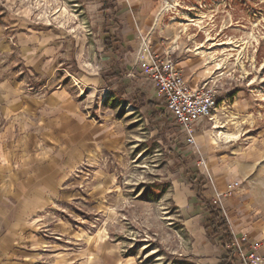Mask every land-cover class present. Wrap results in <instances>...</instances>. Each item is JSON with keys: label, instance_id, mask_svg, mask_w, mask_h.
<instances>
[{"label": "rangeland", "instance_id": "374dc122", "mask_svg": "<svg viewBox=\"0 0 264 264\" xmlns=\"http://www.w3.org/2000/svg\"><path fill=\"white\" fill-rule=\"evenodd\" d=\"M48 1L0 0V264H218L198 192L264 246V0H178L213 43L248 42L243 70L223 57L209 73L194 55L205 32L181 36L172 0ZM159 33L187 75L219 80L221 111L192 146L136 73Z\"/></svg>", "mask_w": 264, "mask_h": 264}, {"label": "built area", "instance_id": "2783aa9c", "mask_svg": "<svg viewBox=\"0 0 264 264\" xmlns=\"http://www.w3.org/2000/svg\"><path fill=\"white\" fill-rule=\"evenodd\" d=\"M160 34L156 40L142 37L136 73L142 81L150 83L164 113L171 119L172 126L178 127L187 143L192 146L196 124L214 123L221 111L224 98L220 92L219 80L214 81L208 75L188 77L179 63L172 59L175 51L164 46ZM154 44L163 45L161 53L152 49ZM144 51L146 59L142 56ZM105 61L108 62L107 57ZM237 188L238 183L229 184L228 193H233ZM226 249L228 251H225L223 257H226L227 264H264V246L253 243L244 236L234 237Z\"/></svg>", "mask_w": 264, "mask_h": 264}, {"label": "bare ground", "instance_id": "6f19581e", "mask_svg": "<svg viewBox=\"0 0 264 264\" xmlns=\"http://www.w3.org/2000/svg\"><path fill=\"white\" fill-rule=\"evenodd\" d=\"M172 1L175 3L166 6V8H169V7H172V9L175 8L174 10L175 13L172 15L173 17H171L170 19V25L176 24L177 28L180 29L179 33L181 34V36H189L190 26H195L200 31L205 32L206 39L204 40V42L197 44V48L195 49V53H194V55L198 57L200 64L203 66L204 68L203 71L205 70L207 73L211 72L213 69L221 71L222 60L224 61L225 58L230 59L234 57H235V62L237 63V65H239L240 68L243 70L241 59L247 49V45H248L247 41L242 40L240 42L239 41L232 42V41L227 40L226 42H223L221 44L213 43L215 39L212 38V36L210 35V32L207 29L208 25H206L205 23L206 21L205 22L201 21V19L203 18L199 17L195 20L186 19V16L188 14L186 15L185 12L194 11L195 9L194 8L183 9V7H181L182 5L178 2V0H172ZM35 2L37 3L38 8L40 9V7H43L46 4H48L49 1L48 0H35ZM25 11L26 10H24V12ZM65 14H66V9L63 10V13H61L60 16L65 17ZM160 21H161L160 17L156 19V23ZM178 34H176V39H175L176 41L181 39V36H179ZM223 57L225 58L223 59ZM209 66H211V68ZM256 81L252 80L250 85L254 86V83ZM261 101L264 102V98L261 99ZM237 122H234V123L232 122V125H235L234 128L238 130L239 123ZM224 128H225L224 126H214V128H212V131H210L209 133L212 134V136H215V138H217L218 141L224 140L227 144L232 143L233 141L237 140L236 133L225 132L223 130ZM213 129H215V132L213 131Z\"/></svg>", "mask_w": 264, "mask_h": 264}, {"label": "trees", "instance_id": "16d2710c", "mask_svg": "<svg viewBox=\"0 0 264 264\" xmlns=\"http://www.w3.org/2000/svg\"><path fill=\"white\" fill-rule=\"evenodd\" d=\"M111 44L110 37L105 38L104 45L105 50L107 51L108 46ZM194 173H196L194 171ZM189 183L193 185L192 179L189 180ZM196 199L201 202L202 208L206 213V217L203 221V228L207 238L211 240H217L221 248L226 249L225 247L230 246L233 242V235L229 232V228L225 218L223 217L222 211L220 208L214 206L210 203L209 200L204 199L198 192ZM225 251H228L227 249ZM218 264H227L226 257H222Z\"/></svg>", "mask_w": 264, "mask_h": 264}, {"label": "crops", "instance_id": "0c3cea01", "mask_svg": "<svg viewBox=\"0 0 264 264\" xmlns=\"http://www.w3.org/2000/svg\"><path fill=\"white\" fill-rule=\"evenodd\" d=\"M117 1H118V6H119L118 8L119 9H125V10H126V6L127 5L137 6L136 4H139V5L145 4V1L144 0H117ZM144 8H146V7H144ZM126 12H128V11H126ZM126 14H127L126 16H128L130 18V14L129 13H126ZM131 16L133 17V13H131ZM127 42L129 44H131V43L133 44L134 41L127 39ZM187 76L189 77L191 75H187ZM176 197L179 199V202H182L183 201V199H181V194L179 192L177 193Z\"/></svg>", "mask_w": 264, "mask_h": 264}]
</instances>
